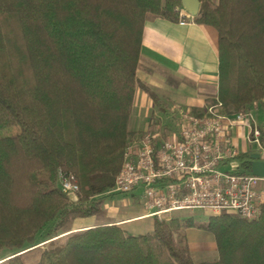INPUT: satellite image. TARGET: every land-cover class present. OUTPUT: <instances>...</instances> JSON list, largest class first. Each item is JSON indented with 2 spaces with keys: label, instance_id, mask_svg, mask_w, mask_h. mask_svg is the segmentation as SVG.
I'll return each mask as SVG.
<instances>
[{
  "label": "trees",
  "instance_id": "16d2710c",
  "mask_svg": "<svg viewBox=\"0 0 264 264\" xmlns=\"http://www.w3.org/2000/svg\"><path fill=\"white\" fill-rule=\"evenodd\" d=\"M199 1L192 19L217 32L223 110L264 105V0ZM182 9L181 0H0V127L20 126L0 137V264H264V202L255 219L222 211L197 223L155 217L139 234L114 222L70 228L104 212L132 138L135 90L152 95L136 77L146 18H187ZM249 154L234 158L242 169ZM58 167L74 176L75 201ZM192 225L213 234L217 258L192 260L182 231Z\"/></svg>",
  "mask_w": 264,
  "mask_h": 264
},
{
  "label": "built area",
  "instance_id": "2783aa9c",
  "mask_svg": "<svg viewBox=\"0 0 264 264\" xmlns=\"http://www.w3.org/2000/svg\"><path fill=\"white\" fill-rule=\"evenodd\" d=\"M178 23L185 24L186 18ZM234 125L245 130L246 143L264 160L262 131L252 109L227 113L216 96L200 114L178 109L174 130L165 134L154 119L128 141L107 193L141 187L143 206L158 214L199 208L207 216L225 211L255 219L264 202V177L242 169L234 159L239 153L230 133ZM57 180L64 193L76 195L78 184L71 173L58 167Z\"/></svg>",
  "mask_w": 264,
  "mask_h": 264
},
{
  "label": "crops",
  "instance_id": "0c3cea01",
  "mask_svg": "<svg viewBox=\"0 0 264 264\" xmlns=\"http://www.w3.org/2000/svg\"><path fill=\"white\" fill-rule=\"evenodd\" d=\"M217 70V32L214 27L190 17L182 25L178 20L147 17L142 30L136 77L152 91V95L140 87L136 88L129 119L131 137L139 136L154 119L171 128L178 109L203 112L216 98ZM249 107L255 113L264 143V105L254 102ZM230 133L239 152H252L253 145L246 143L242 127L234 125ZM121 194L128 196L130 211L120 212L111 208L100 221H97V215L74 217L70 228L76 230L114 222L127 233L139 234L151 231L154 218L166 214L147 210L143 206L141 192L136 193L135 189ZM183 232L193 261L207 260L208 255L211 260L217 258L214 236L210 231L192 225Z\"/></svg>",
  "mask_w": 264,
  "mask_h": 264
},
{
  "label": "rangeland",
  "instance_id": "374dc122",
  "mask_svg": "<svg viewBox=\"0 0 264 264\" xmlns=\"http://www.w3.org/2000/svg\"><path fill=\"white\" fill-rule=\"evenodd\" d=\"M215 1V0H212ZM252 112L254 113L253 109ZM255 114V113H254ZM253 114V115H254ZM160 121V120H158ZM173 121V122H172ZM172 126L170 127H166V124L164 122H161L162 125V131L166 134L169 130H174L175 129V123H176V118L172 119ZM20 131V126L18 124H10L8 126H2L0 127V137L2 136H8L11 134H15L17 132ZM132 139V138H131ZM256 150V148L253 146L252 147V151ZM251 152V151H250ZM136 193H140L141 192V187H137L135 189ZM130 200L128 199V196H125L119 192L114 193V195L111 198H106L103 202V209L104 212L100 215H97V221L103 220L104 216H105V212L108 209L111 208H116L118 209L120 212H128L131 210L130 207ZM178 217L180 222H182L183 220H185L186 218H190L193 222L197 223V222H203L207 219V214L204 213L202 210H200L199 208H193V209H183V210H174V211H170V212H166L165 215H163L161 217V219H169L170 217ZM186 227H182V231H184ZM185 240H186V235L183 232ZM174 237H176L175 234H173ZM40 238H38L39 240ZM45 242V241H43ZM40 244V243H39ZM38 250H33L31 252H28L25 254V260L28 263H32L36 260L37 256H38ZM207 260H211V256L208 255L206 257Z\"/></svg>",
  "mask_w": 264,
  "mask_h": 264
},
{
  "label": "water",
  "instance_id": "95a60500",
  "mask_svg": "<svg viewBox=\"0 0 264 264\" xmlns=\"http://www.w3.org/2000/svg\"><path fill=\"white\" fill-rule=\"evenodd\" d=\"M181 6L184 11L190 15L194 16L197 14L200 1L199 0H181ZM247 171L250 173L264 177V160L259 158V154L257 152H250L248 158V167ZM68 198L75 201L77 196L73 193L67 194Z\"/></svg>",
  "mask_w": 264,
  "mask_h": 264
}]
</instances>
